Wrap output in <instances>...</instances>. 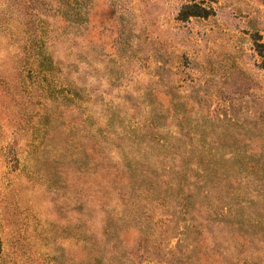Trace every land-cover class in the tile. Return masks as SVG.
Returning <instances> with one entry per match:
<instances>
[{"label": "rangeland", "instance_id": "obj_1", "mask_svg": "<svg viewBox=\"0 0 264 264\" xmlns=\"http://www.w3.org/2000/svg\"><path fill=\"white\" fill-rule=\"evenodd\" d=\"M0 264H264V0H0Z\"/></svg>", "mask_w": 264, "mask_h": 264}]
</instances>
